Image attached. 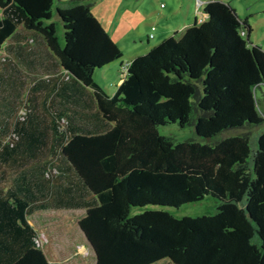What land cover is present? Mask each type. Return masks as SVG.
I'll return each mask as SVG.
<instances>
[{"label":"trees","instance_id":"16d2710c","mask_svg":"<svg viewBox=\"0 0 264 264\" xmlns=\"http://www.w3.org/2000/svg\"><path fill=\"white\" fill-rule=\"evenodd\" d=\"M53 4L0 0V52L20 26L37 32L62 76L76 90L92 88L112 124L89 130L66 113L69 126L58 128L62 118L54 117L51 136L45 125L52 119L39 108L10 129L17 138L0 139V264H51L29 215L40 191L57 182L54 168L94 200L78 226L96 264H264V130L252 134L264 125V50L249 42L248 21L229 3L206 2L203 21L128 62L110 95L94 72L123 54L92 12L94 0H59L64 46ZM174 123L194 125L200 140L160 134ZM48 141L59 142V156L49 159ZM41 158L52 162L38 166ZM208 195L219 200L211 216L178 219L156 208Z\"/></svg>","mask_w":264,"mask_h":264},{"label":"rangeland","instance_id":"374dc122","mask_svg":"<svg viewBox=\"0 0 264 264\" xmlns=\"http://www.w3.org/2000/svg\"><path fill=\"white\" fill-rule=\"evenodd\" d=\"M209 1L211 0H94V4L91 7L92 12L102 23L106 32L118 44V48L122 52L123 57L102 69H96L93 80L108 94L114 95L117 86L121 83L120 80L124 78L125 72L121 64H127L132 61V59L134 60L138 56L147 54L151 48L159 45L165 37L169 38L173 36L179 39L183 29L194 24L196 18L199 23L204 20V5ZM216 1L229 3L237 11L240 18L248 21V24L253 30L249 42L253 45L257 44L262 46L264 50V0ZM53 3L51 21L55 24L57 39H59L60 44L64 46V27L60 17L56 14V7L59 4V0H53ZM152 27H155V31H152ZM17 29L19 31V38L15 40V37H13V41L3 44L0 52V128L3 130H1V132H5V136L0 133V139H5V141H11L12 137L13 139L17 138L11 130L14 129V126L24 125L25 121L23 122L22 119L26 117L27 113L30 114V108L28 107L29 103L38 106L40 102L43 103L45 101L54 103L62 98L59 90L61 86L60 82L53 85L52 90L46 88L35 90L34 87L36 85L34 82L37 81H35V78H30L27 75L26 70L28 67L26 62L34 58L36 62L43 65L42 67H44V69H40L35 75L37 76L36 78L40 77V80L43 81L41 84H47L48 79H50L49 77L52 76L50 73L54 74V66L57 61L50 51L47 50L41 38L39 42H37L34 38L29 39L22 35L25 33V30L21 26ZM149 35H152L153 38L150 39ZM31 39L34 42L31 41ZM27 54H30V56ZM61 77L63 78L60 79ZM61 77H58L57 80L63 82L67 78L66 75H61ZM80 91L91 97L93 109H90L91 113H89V115L80 114L82 110H78L79 116L76 120L85 127H93V124L99 121H102L105 127L111 126L112 122L104 119L100 113L101 111L99 110L94 96V90L80 84ZM36 92L40 93L39 96H35ZM74 96L80 97L78 93ZM87 100L88 99L84 97L80 98V101H75L76 104H74V106L77 105V107L80 106L82 109L85 107L88 109L89 107L87 105L89 103ZM261 103V108L264 112V102L262 101ZM82 112L84 113V111ZM55 117L59 118L58 116ZM68 122L67 119H61L58 123V128L66 129L69 126ZM255 128L257 129L252 134L256 137L264 130V125L256 126ZM158 130L163 136L171 137L179 142L189 139L200 140L196 136L194 125H188L182 128L178 123H174L160 126ZM70 135V133H67L66 136ZM49 142L50 141L47 143ZM58 143L59 142L49 143V149L47 148V152L51 153L49 159L59 156L60 146ZM40 155L45 157V154ZM43 158L36 161L38 166H40L43 161H49ZM51 167L54 168L53 166ZM10 170H12L11 167ZM53 173L57 175L58 170L56 171L54 168ZM56 175L54 176L55 178ZM218 205L219 200L208 195L205 196L202 201L187 203L180 208L161 206H156V208L166 210L180 219L185 216L199 217L202 215H214L218 212ZM147 209L154 208L148 207ZM64 215L65 218L64 216L55 217L58 222L53 221L54 217H50L47 214H37L34 216L32 224H34L38 230V242L40 246L42 245L41 247L47 243V236L54 240L56 239L52 247L54 244H60L61 241L65 244L67 240L66 237H68V239L72 238L71 241H68L73 242V240H76V238L80 236L77 220L83 217L82 211L77 209L66 212ZM46 227L48 228V233H46ZM73 237H75V239ZM62 243L60 244L61 247L63 246ZM63 251L68 252V249L65 247ZM83 261L85 264L89 263V260H86L84 257ZM168 263L173 264V262L169 260H164L158 264ZM68 264H76V262Z\"/></svg>","mask_w":264,"mask_h":264},{"label":"crops","instance_id":"0c3cea01","mask_svg":"<svg viewBox=\"0 0 264 264\" xmlns=\"http://www.w3.org/2000/svg\"><path fill=\"white\" fill-rule=\"evenodd\" d=\"M206 18V15L204 14V18ZM197 19V18H196ZM195 19V20H196ZM195 22V21H194ZM193 25V24H192ZM191 26V25H190ZM189 27V26H188ZM187 28V27H186ZM185 28V29H186ZM183 29V31L185 30ZM21 33V32H20ZM19 31L18 29H16L15 33L9 38V40L7 42L13 41V37H15V40L19 38ZM22 35H24L27 38H34L37 42H39L40 40V36L39 34H37V32H29V31H25V33H23ZM24 38V37H23ZM166 38V37H165ZM167 39V38H166ZM26 41V40H25ZM31 41H33L31 39ZM34 42V41H33ZM44 42V41H43ZM28 56H30V54H27ZM138 55V54H137ZM27 65V75L31 78H35L37 82H34V84L36 85L34 88L37 91L38 89H48V90H52L53 89V85H56V83L60 82L61 86H60V92L62 95V98L59 101H56L54 103L51 102H41L40 103V107H36L35 104H31L29 103L28 107L30 108L29 110H37L38 108H40L39 111H42L44 113L49 114L48 116L51 117L52 120H50L49 124L45 125L48 128H50V131L47 133H50V135H55V121H53V118L55 116H58L59 118L62 119H67L68 117L67 115L72 113V117L76 120L77 117L79 116L78 110H82V111H88V110H92L93 106H92V101H91V97L84 94V92L80 91V85L77 86V90L75 88V84L74 82H71L69 80H65V81H61V80H57V78L60 75H63V70L60 68V66L58 64L55 63V69H54V74L50 73L52 76H50L48 79L47 84H41L40 77L36 78L37 76L35 75V73L37 74L39 72L40 69H44V67H42L43 65H41V63L36 62V60H29L26 62ZM62 79V78H60ZM122 80V79H121ZM120 80V82H121ZM50 84V85H49ZM48 93V91H47ZM78 93L79 96H83L85 99H88L87 102L89 103L87 106L89 107L88 109H86V107L82 109L80 106L77 107V105L74 106L75 101L72 99V97ZM35 96H39V92L35 93ZM34 98V97H33ZM39 101V100H38ZM33 103V102H32ZM50 108V109H49ZM90 110V111H91ZM80 112V114L83 115H89V113H91L89 111L88 114H85L83 112ZM67 113V115H66ZM34 117H37L35 114L33 115ZM100 122V123H99ZM98 123L93 124L92 126H88L87 128L89 130H101L102 128H104L105 124H102V121H99ZM41 127H44L43 125ZM33 131V129H31ZM31 130H28V132H30ZM74 130V129H73ZM53 140H55L54 136L52 137L51 141L53 142ZM51 142V144H52ZM74 180L73 182L76 183V179L75 177H69L67 176V174H65V172L63 173V175H61L58 178H55L54 180L57 182H52L50 183V187L47 189L44 188L42 189V191H40V197L43 198V200L39 203H37L34 206H31V210L32 212L29 215V223L31 224L32 227H34V229L36 231L37 228L35 227L33 223V219L34 216L37 214H47L50 217H54L55 222H58V220H56V216H64L65 218V213L69 212V211H74L79 209L80 211H82L83 217L86 214V207L93 204L92 202L94 201L93 198L91 196L88 195H83V192L81 190V187L76 186L75 184H71L68 182V180ZM71 187L74 190L71 191ZM82 217V218H83ZM82 218H79L77 220V222H79V220H81ZM54 223V222H51ZM50 223V224H51ZM78 226V223H77ZM47 231L46 233H48V228L46 227ZM78 232L79 235L76 240H73V242H70L72 238H67L65 244L62 243V241L60 242V244L62 243L63 246L61 247L60 244H54L52 247V244L54 241H56V239H52L51 237L49 238L47 236V243L44 244V250L46 253V257L48 258L49 262L51 264H68L71 262H76V264H85V262L83 261V257L86 260H89V263L92 264H96V257L97 255H95L94 250L92 249V247L87 243V239L85 237V235L83 234V231L80 229V227L78 226ZM47 235V234H46ZM75 239V237H73ZM61 239V238H59ZM70 240V241H68ZM68 249V252L63 251V248L65 247ZM87 263V264H89Z\"/></svg>","mask_w":264,"mask_h":264},{"label":"built area","instance_id":"2783aa9c","mask_svg":"<svg viewBox=\"0 0 264 264\" xmlns=\"http://www.w3.org/2000/svg\"><path fill=\"white\" fill-rule=\"evenodd\" d=\"M152 31H155V27H152ZM149 38L152 39L153 36L149 35ZM129 63L125 64V66L123 67V69H126Z\"/></svg>","mask_w":264,"mask_h":264},{"label":"water","instance_id":"95a60500","mask_svg":"<svg viewBox=\"0 0 264 264\" xmlns=\"http://www.w3.org/2000/svg\"><path fill=\"white\" fill-rule=\"evenodd\" d=\"M84 234V233H83ZM85 235V234H84ZM85 237H86V235H85ZM86 241H87V243L92 247V249L94 250V252H95V249L93 248V246L90 244V242L88 241V238L86 237ZM95 255H96V252H95Z\"/></svg>","mask_w":264,"mask_h":264}]
</instances>
